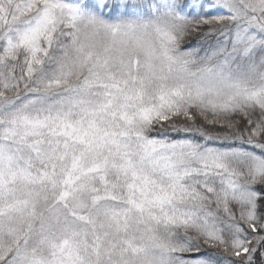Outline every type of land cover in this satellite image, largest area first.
Wrapping results in <instances>:
<instances>
[{"label":"snow or ice","instance_id":"obj_1","mask_svg":"<svg viewBox=\"0 0 264 264\" xmlns=\"http://www.w3.org/2000/svg\"><path fill=\"white\" fill-rule=\"evenodd\" d=\"M0 264H264V0H0Z\"/></svg>","mask_w":264,"mask_h":264}]
</instances>
